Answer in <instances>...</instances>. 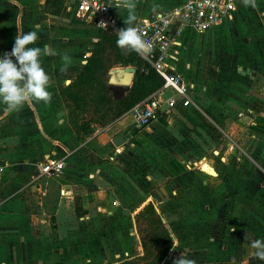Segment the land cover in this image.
Segmentation results:
<instances>
[{"label": "crops", "instance_id": "crops-1", "mask_svg": "<svg viewBox=\"0 0 264 264\" xmlns=\"http://www.w3.org/2000/svg\"><path fill=\"white\" fill-rule=\"evenodd\" d=\"M48 1L0 0V57L19 31H37L35 46L49 50L41 61L51 93L47 103L30 100L11 112L0 103V159L7 166L0 182V264H118L142 257L138 229L146 224L136 219L149 203L173 241L162 264H173L175 251L195 264H264L251 244L264 240V0L254 6L239 0L233 19L214 30L184 28L188 39L179 36L168 64L192 84V104L178 109L186 115L175 110L131 142L127 115L86 134L61 95L63 83L86 63L81 45L89 47L88 58L104 32L73 18L72 0L59 7ZM180 1L135 0L133 23ZM126 22L120 7L118 30ZM112 77L120 97L132 83L122 87V76ZM48 157L63 163L59 175H39ZM182 189L188 200H175Z\"/></svg>", "mask_w": 264, "mask_h": 264}, {"label": "built area", "instance_id": "built-area-1", "mask_svg": "<svg viewBox=\"0 0 264 264\" xmlns=\"http://www.w3.org/2000/svg\"><path fill=\"white\" fill-rule=\"evenodd\" d=\"M239 0H182L169 11L154 13L134 23L139 34L150 46L139 53L163 80L162 87L147 99L132 107L127 115L135 130H143L155 120L192 104V84L182 74L172 69L168 61L173 58L177 40L185 27L198 32L216 29L225 20H232ZM119 0H72L68 11L88 25L104 31H118ZM166 92H171L166 96ZM134 130V131H135ZM0 159V182L6 171ZM63 163L56 158H46L38 168L39 175H59Z\"/></svg>", "mask_w": 264, "mask_h": 264}, {"label": "trees", "instance_id": "trees-1", "mask_svg": "<svg viewBox=\"0 0 264 264\" xmlns=\"http://www.w3.org/2000/svg\"><path fill=\"white\" fill-rule=\"evenodd\" d=\"M48 2L53 7H59L64 0ZM116 39L117 31H104L99 42L92 48L82 70L62 89L65 100L74 109L91 113L93 119L91 121L102 126L125 115L163 85V80L139 53L117 47ZM117 67L134 71L131 86L125 91L119 88L120 97L116 96L113 86L108 83L110 71ZM91 121L85 127L82 126L83 131L88 129ZM136 132L138 130H135L134 134ZM141 221L150 225L149 229L145 230L147 233L145 237H141L144 255L118 264H162L169 257L173 241L152 204L146 205L137 216L136 222L139 224Z\"/></svg>", "mask_w": 264, "mask_h": 264}, {"label": "clouds", "instance_id": "clouds-1", "mask_svg": "<svg viewBox=\"0 0 264 264\" xmlns=\"http://www.w3.org/2000/svg\"><path fill=\"white\" fill-rule=\"evenodd\" d=\"M245 3L254 6L255 0H245ZM121 7L127 10V22L117 31V47L137 53L149 51L150 46L133 23L135 0H121ZM38 39L37 31L21 30L16 34L11 50L0 57V103L10 112L18 110L30 100L47 103L51 99L48 91L50 76L41 61L49 50L46 46H35ZM62 59L65 64L70 63L68 54H64ZM251 244L255 256L264 260V240L253 238ZM173 264H195V261L181 254L173 260Z\"/></svg>", "mask_w": 264, "mask_h": 264}, {"label": "rangeland", "instance_id": "rangeland-1", "mask_svg": "<svg viewBox=\"0 0 264 264\" xmlns=\"http://www.w3.org/2000/svg\"><path fill=\"white\" fill-rule=\"evenodd\" d=\"M66 16H69L70 14H65ZM76 26V25H75ZM75 26H73L72 28L74 29V28H77V26L75 27ZM88 27V29L92 32V34H96V32L94 31V29H92L91 27H89V26H87ZM184 30V29H183ZM181 36H183V37H185V39H188V31L187 32H185L183 35L181 34ZM55 37H57V36H55ZM88 48L89 47H87L86 45L84 46V45H81V51H80V53H81V57H80V60L81 61H83V62H86V60H87V57L85 56V53L86 52H89L88 51ZM57 53H59V52H57ZM80 61V62H81ZM83 64H81V63H79V67H81ZM115 69H125V68H123V67H117V68H115ZM77 69H74L73 71H76ZM112 71H114V69L112 70ZM111 71V72H112ZM68 80H70L69 78H68ZM112 80V75L109 73V81H108V83L110 84V85H112V83H110V81ZM114 82H115V79H114ZM65 85H67V84H64L63 83V85H62V88H61V95H63L62 94V89L64 88V86ZM115 93V92H114ZM118 94V96H119V93H117ZM172 93L171 92H166V96H170ZM76 113V115L77 116H79V118H80V120L82 121V123H83V126L85 127V125L86 124H88V122L89 121H91V120H93L91 117V113L90 114H88V113H83V112H81V111H78V110H76V109H73ZM179 111V114L181 115V116H183V115H186L187 113H186V110L185 111H183V110H178ZM92 125H97V126H102V125H100V124H95L94 122H90L89 123V126H88V129H86L85 130V133L87 134V133H89V132H91L92 130H91V126ZM103 127V126H102ZM134 130H135V128L133 127V124H132V126H131V130L129 131V133H128V135H127V140H128V142H131L132 140H133V138H134V136L135 135H137L140 131H142V129L141 130H138V132H136L135 134H134ZM92 135V134H91ZM124 143V142H123ZM146 164V163H145ZM145 170V169H144ZM141 177V176H140ZM139 177V178H140ZM140 181V180H139ZM146 184H143V186H145ZM145 187H147V186H145ZM189 194H190V192H189ZM175 200H188V191L187 190H185V189H182V191L178 194V199H175ZM173 207V206H172ZM182 216H184V215H182ZM181 222H179L178 223V226L180 225L181 226ZM144 225V224H143ZM143 225H141L140 226V231H139V229H138V233L140 232V234L143 236V237H145V235L147 234L146 233V231L145 230H148L149 229V223H147L146 224V227L145 226H143ZM179 226V227H180ZM178 227V228H179ZM182 253L180 252V251H175L173 254H172V256H171V259H172V263H173V260L175 259V258H178L180 255H181Z\"/></svg>", "mask_w": 264, "mask_h": 264}, {"label": "water", "instance_id": "water-1", "mask_svg": "<svg viewBox=\"0 0 264 264\" xmlns=\"http://www.w3.org/2000/svg\"><path fill=\"white\" fill-rule=\"evenodd\" d=\"M110 74L112 76L114 74H120L122 76L121 82L119 83V85L122 87L130 86V84L132 83V80L134 78V71L132 69H128V68L127 69H117V70L110 72ZM110 83L115 84L114 77H112V80L110 81ZM123 142H124V139L122 138V136H118L114 140V144L116 146H120L121 144H123Z\"/></svg>", "mask_w": 264, "mask_h": 264}]
</instances>
